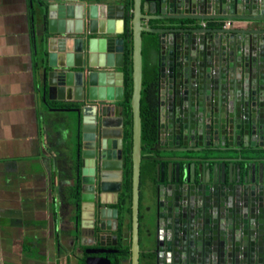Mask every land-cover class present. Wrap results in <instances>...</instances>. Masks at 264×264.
<instances>
[{"label":"water","instance_id":"water-1","mask_svg":"<svg viewBox=\"0 0 264 264\" xmlns=\"http://www.w3.org/2000/svg\"><path fill=\"white\" fill-rule=\"evenodd\" d=\"M31 4L43 103L71 114L64 123L75 139L76 263L141 264L145 256L148 264H264V0ZM145 34L158 38L159 115L150 148L143 145Z\"/></svg>","mask_w":264,"mask_h":264},{"label":"crops","instance_id":"crops-1","mask_svg":"<svg viewBox=\"0 0 264 264\" xmlns=\"http://www.w3.org/2000/svg\"><path fill=\"white\" fill-rule=\"evenodd\" d=\"M38 22L31 0H0V264H77L71 114L43 103Z\"/></svg>","mask_w":264,"mask_h":264},{"label":"trees","instance_id":"trees-1","mask_svg":"<svg viewBox=\"0 0 264 264\" xmlns=\"http://www.w3.org/2000/svg\"><path fill=\"white\" fill-rule=\"evenodd\" d=\"M126 61L123 68L125 74V106L126 114L130 115V127L126 133L129 175L126 182V190L131 199L132 179H131V152H132V108L131 99L133 93V79L131 72V46L128 47ZM158 38L154 34H145L144 42V81L142 94V120H143V145L150 147L157 142V122L159 115V72L157 63ZM129 247L124 250V257H129ZM120 264V263H117Z\"/></svg>","mask_w":264,"mask_h":264},{"label":"rangeland","instance_id":"rangeland-1","mask_svg":"<svg viewBox=\"0 0 264 264\" xmlns=\"http://www.w3.org/2000/svg\"><path fill=\"white\" fill-rule=\"evenodd\" d=\"M146 176L145 174H143L142 176V196H143V206H142V212L144 214L145 212V207L147 206L148 204V195H147V187H146ZM149 200H150V197H149ZM149 204H150V201H149ZM142 250L144 251L145 250V230H143V234H142Z\"/></svg>","mask_w":264,"mask_h":264},{"label":"flooded vegetation","instance_id":"flooded-vegetation-1","mask_svg":"<svg viewBox=\"0 0 264 264\" xmlns=\"http://www.w3.org/2000/svg\"><path fill=\"white\" fill-rule=\"evenodd\" d=\"M147 152H145V153H147V154H149L150 153V151L149 150H146ZM144 170H146V165L144 164ZM144 173H145V171H144ZM125 258V257H124ZM124 264H126V262H124ZM141 264H148V260H147V258L145 257V256H143V258H142V262H141Z\"/></svg>","mask_w":264,"mask_h":264},{"label":"built area","instance_id":"built-area-1","mask_svg":"<svg viewBox=\"0 0 264 264\" xmlns=\"http://www.w3.org/2000/svg\"><path fill=\"white\" fill-rule=\"evenodd\" d=\"M202 24H203V26H206L207 25L206 22H203ZM230 25H231V22H227V27H229Z\"/></svg>","mask_w":264,"mask_h":264}]
</instances>
